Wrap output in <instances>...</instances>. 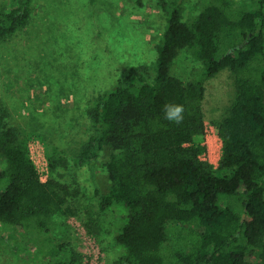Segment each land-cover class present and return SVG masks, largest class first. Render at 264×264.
Wrapping results in <instances>:
<instances>
[{
    "label": "trees",
    "instance_id": "obj_1",
    "mask_svg": "<svg viewBox=\"0 0 264 264\" xmlns=\"http://www.w3.org/2000/svg\"><path fill=\"white\" fill-rule=\"evenodd\" d=\"M31 2L0 4V39L26 25ZM185 3H158L168 17L154 63L136 66L89 103L90 134L72 159L91 162L108 150L110 187L96 196L101 210L122 204L127 212L114 237L124 248L117 264H264V0L252 8L209 0L190 20L183 19ZM181 48L201 61L199 78L184 81L170 72ZM223 69L234 74L236 95L226 115L212 121L223 141L214 168L199 158L204 78ZM167 104L184 106L180 124L165 119ZM7 116L0 107V224L13 226L11 236L16 230L40 243L50 217L67 202L57 173L69 159L52 145L51 177L40 182L27 134L9 126ZM234 195L241 209L220 203ZM85 229L94 239L102 232L94 219ZM53 249L63 253L54 264L83 263L74 246Z\"/></svg>",
    "mask_w": 264,
    "mask_h": 264
},
{
    "label": "rangeland",
    "instance_id": "obj_2",
    "mask_svg": "<svg viewBox=\"0 0 264 264\" xmlns=\"http://www.w3.org/2000/svg\"><path fill=\"white\" fill-rule=\"evenodd\" d=\"M208 1L186 0L183 19L190 20ZM237 1L252 8L259 0ZM160 2L32 0L26 25L0 39V107L7 111V124L26 133V138L38 135L47 150L57 146L69 159L57 173V180L68 188L64 210L50 217L40 243L16 235V230L11 236L13 226L0 224V264H54V258L63 254L53 249L59 245L76 247L84 256L82 264H117L124 248L114 237L127 212L122 204L101 210L96 196V191L106 193L110 187L108 150L82 164H76L72 155L90 134L89 103L136 66L154 63V46L168 17ZM201 67L188 48H181L170 72L190 81L201 76ZM204 85L205 121L213 124L226 115L236 95L234 74L223 69L205 77ZM220 203L241 209L242 200L222 196ZM88 219L101 226L97 239L85 229ZM24 239L26 246H21Z\"/></svg>",
    "mask_w": 264,
    "mask_h": 264
},
{
    "label": "built area",
    "instance_id": "obj_3",
    "mask_svg": "<svg viewBox=\"0 0 264 264\" xmlns=\"http://www.w3.org/2000/svg\"><path fill=\"white\" fill-rule=\"evenodd\" d=\"M200 144L204 147V151L199 154V158L216 168L222 156L223 141L214 124L205 125ZM26 146L29 159L33 163L39 181L47 182L51 177V170L45 143L38 135L32 134L27 139Z\"/></svg>",
    "mask_w": 264,
    "mask_h": 264
},
{
    "label": "clouds",
    "instance_id": "obj_4",
    "mask_svg": "<svg viewBox=\"0 0 264 264\" xmlns=\"http://www.w3.org/2000/svg\"><path fill=\"white\" fill-rule=\"evenodd\" d=\"M165 119L180 124L184 119V106L174 104L165 105Z\"/></svg>",
    "mask_w": 264,
    "mask_h": 264
}]
</instances>
